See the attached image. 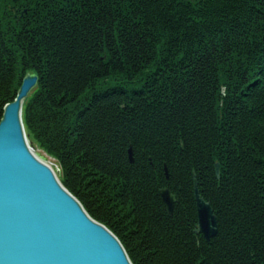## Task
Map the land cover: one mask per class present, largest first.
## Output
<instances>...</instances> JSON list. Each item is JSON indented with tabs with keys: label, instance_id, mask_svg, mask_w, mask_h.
Masks as SVG:
<instances>
[{
	"label": "trees",
	"instance_id": "16d2710c",
	"mask_svg": "<svg viewBox=\"0 0 264 264\" xmlns=\"http://www.w3.org/2000/svg\"><path fill=\"white\" fill-rule=\"evenodd\" d=\"M27 74L28 138L133 264H264V0H0V121Z\"/></svg>",
	"mask_w": 264,
	"mask_h": 264
},
{
	"label": "water",
	"instance_id": "95a60500",
	"mask_svg": "<svg viewBox=\"0 0 264 264\" xmlns=\"http://www.w3.org/2000/svg\"><path fill=\"white\" fill-rule=\"evenodd\" d=\"M12 8L16 19L27 13L22 9L19 16L16 7ZM37 83L36 74L23 79L0 121V264H133L116 234L87 212L60 181L59 171L30 144L22 112ZM129 158L135 161L132 145ZM165 170L169 178L166 165ZM216 171L219 174L218 163ZM160 193L172 216L178 195L168 187ZM194 196L195 233L210 242L218 234V217L197 180Z\"/></svg>",
	"mask_w": 264,
	"mask_h": 264
},
{
	"label": "rangeland",
	"instance_id": "374dc122",
	"mask_svg": "<svg viewBox=\"0 0 264 264\" xmlns=\"http://www.w3.org/2000/svg\"><path fill=\"white\" fill-rule=\"evenodd\" d=\"M15 2V1H14ZM11 7H16L15 6V4H12L11 5ZM16 9L18 10V15L20 16V11H19V8H17L16 7ZM24 9V8H23ZM22 11V10H21ZM14 15H15V11H14ZM26 77V76H25ZM24 77V78H25ZM116 83H118V82H116ZM19 91V90H18ZM15 98H16V96H15ZM15 98L13 99V101L15 100ZM13 101H11V102H13ZM11 102H8V103H11ZM7 103V104H8ZM28 137V136H27ZM29 139V138H28ZM29 142H30V144L31 145H33L32 143H31V140L29 139ZM34 146V148H35V152L38 154V156L39 157H41V158H43V160L44 161H46L47 163H51L52 164V166H53V168H54V170L56 171V172H58L59 171V173H62V169H61V166L58 164V162H57V160L54 158V157H52V156H50L49 154H47V152L46 151H44L42 148H39V147H37V146H35V145H33ZM135 158V157H134ZM219 164V174H217L218 176H220V173H221V168H220V162H216V164ZM55 164V165H54ZM168 171H169V169H168ZM217 172V171H216ZM165 173H166V170H165ZM166 177H167V175H166ZM169 177H170V172H169ZM60 179V178H59ZM167 179H169V178H167ZM195 180H197V182H198V179L195 177V179H194V188H195ZM61 181V180H60ZM62 182V181H61ZM198 186H199V182H198ZM199 189L201 190V188H200V186H199ZM195 197V196H194ZM204 197V196H203ZM205 198V197H204ZM206 199V198H205ZM207 200V199H206ZM179 201V200H178ZM208 201V200H207ZM81 202V201H80ZM210 202V201H209ZM177 203V202H176ZM175 203V204H176ZM167 209V208H166ZM88 212V211H87ZM197 217H198V214H197ZM98 221V220H97ZM105 225V224H104ZM197 225H198V221H197ZM108 227V226H107ZM109 228V227H108ZM110 229V228H109ZM111 230V229H110ZM112 231V230H111ZM113 232V231H112ZM120 239V238H119ZM123 244V243H122ZM126 249V248H125ZM127 251V250H126ZM128 253V252H127ZM130 257V256H129Z\"/></svg>",
	"mask_w": 264,
	"mask_h": 264
},
{
	"label": "bare ground",
	"instance_id": "6f19581e",
	"mask_svg": "<svg viewBox=\"0 0 264 264\" xmlns=\"http://www.w3.org/2000/svg\"><path fill=\"white\" fill-rule=\"evenodd\" d=\"M27 75H28V74H27ZM27 75H26V76H27ZM48 164H51V163L49 162ZM54 165H55V164H54ZM116 236H117V235H116ZM117 237H118V236H117ZM126 252H127V251H126ZM130 260H131V258H130ZM131 261H132V260H131ZM132 263H133V262H132Z\"/></svg>",
	"mask_w": 264,
	"mask_h": 264
}]
</instances>
